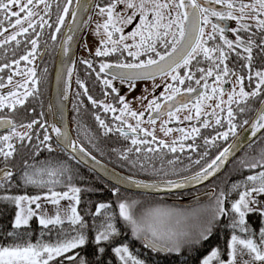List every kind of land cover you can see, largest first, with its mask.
Instances as JSON below:
<instances>
[{
  "label": "snow or ice",
  "instance_id": "obj_1",
  "mask_svg": "<svg viewBox=\"0 0 264 264\" xmlns=\"http://www.w3.org/2000/svg\"><path fill=\"white\" fill-rule=\"evenodd\" d=\"M53 3L58 12L50 22ZM72 5L73 0L62 8L59 0H0V215L10 213L7 225L0 222V264H150L153 255L169 264H264V147L234 161L241 179L223 181L226 188H197L217 178L242 147L264 140V0H75ZM93 6L103 22L93 29L94 52L88 51L105 59L99 71L91 59L81 63L102 87L100 96H93L87 82L77 79L74 139L63 104L70 84L58 91V109L48 104V112L60 116L49 122L40 100L48 69L38 75L35 61L43 55L46 28L56 41L66 27L60 55L67 57L75 32L91 21L88 16L78 22L79 14ZM74 68L75 61L68 67L61 60L57 82L65 70L70 82ZM82 110L91 112L100 137L120 142L108 154L128 175L108 169L79 142L83 135L105 154ZM157 121L164 138L156 134ZM44 151L48 157L38 160ZM186 151L197 154L195 160L188 157L199 166L191 175H182L191 165L174 167L180 162L176 154ZM167 154H173L166 161L170 171L164 166ZM80 166L97 179L103 173L114 181L107 191L115 200L85 199L102 189L79 173ZM139 174L179 178L144 180ZM121 186L143 189L146 197L180 195L196 203L142 207L139 199L122 198ZM202 196L211 203H200ZM136 242L143 252L134 250Z\"/></svg>",
  "mask_w": 264,
  "mask_h": 264
},
{
  "label": "flooded vegetation",
  "instance_id": "obj_2",
  "mask_svg": "<svg viewBox=\"0 0 264 264\" xmlns=\"http://www.w3.org/2000/svg\"><path fill=\"white\" fill-rule=\"evenodd\" d=\"M75 0H73L74 3ZM52 2V0H50V3ZM101 0H96V3H100ZM65 0H59V5L62 8L64 6ZM73 6V5H72ZM98 11V10H96ZM58 9L55 3H53V7H52V21H54L56 19V15H57ZM71 12V9H70ZM47 19V17H46ZM99 22H103V18L98 16ZM68 19H66L65 21V25L67 23ZM49 29H45L44 30V34L41 37V48H40V52L43 53L42 57H38L35 61V65L37 68V73L38 75H43V70L45 67H47L48 69V73L47 75L44 77V79L42 80L41 83V91H42V95L40 97V100L43 101L44 104V108L43 110L46 113V118L49 120V122H52V115L51 112H48V104L50 103V92H51V86H52V80H53V72H54V65H55V57H56V53H57V49L59 47L61 38H62V33L64 31V28L61 29V35L57 36V40L56 41H52L49 38V34H50ZM45 42H47V44H45ZM97 46V38L93 35V33L91 32V29L87 28L83 39L80 42L79 48H78V53H77V60H76V65H75V70H74V74H73V80H72V86H71V92H70V107H69V115H70V125L72 127V131L74 136L77 139V133L75 131L76 125L74 123V121L72 120L73 117V112H72V105L73 103L76 101L77 97L75 96V93L78 91V86H77V79H81V80H85L88 84L89 87V91L90 94H92L93 96H100V89L102 87V85L100 84L99 81H97L95 79V74L93 73L92 75H88V73L91 71L90 69H86V66L83 65L81 63L82 59H91L93 60V67L96 69V71H99V64L101 63L102 59L105 58H94L92 55H90L88 49H91L92 52H94L95 47ZM47 47V51H45V48ZM2 51V50H0ZM9 58H11V53H8ZM2 58V57H0ZM107 60L109 62H112L115 60V57H109L107 58ZM157 82L160 83L161 78L157 77ZM117 85L119 86V82L116 81ZM151 82H149L150 84ZM123 91V90H122ZM161 92H163V87L157 90V95H159ZM141 94H143V88L138 86V89L135 93L136 96H140ZM82 99H84V103L85 105L88 106L89 109H91V105L90 103L86 100V98L81 97ZM227 97H225L226 99ZM32 103L37 107V111H40V107L37 101H32ZM147 113L145 118H147ZM82 116H83V122L93 131L97 134L98 139L102 138L99 136V130L97 129L94 121L92 120L91 117V112L89 111L88 113H84L82 110ZM162 119H166V117H163ZM160 121H157V127H159ZM148 125H145V127H147ZM170 127H175V124L169 125ZM209 130H204V134L207 135ZM96 141V143L98 145H100L101 143L98 141ZM81 140L85 141L83 142V144L85 145V147H87L89 149V151H91L94 155H96L98 158H102L103 156L96 150L94 149L90 144L87 143V140L84 139L83 135L79 136V141L81 142ZM232 140V138H230V140L228 141V143H230ZM119 142H114V144H118ZM197 143H199V140L197 141ZM226 146V144H225ZM102 149V148H101ZM215 149L212 150L213 153H215ZM188 152V151H187ZM191 153V152H190ZM176 155H179L176 154ZM196 155V153H191L190 156H194ZM101 156V157H99ZM187 157H189L187 155ZM207 188H211V187H204L202 189H200V192L206 191ZM197 191H193V193L195 194ZM178 199H183V198H188V196H178L176 197Z\"/></svg>",
  "mask_w": 264,
  "mask_h": 264
},
{
  "label": "trees",
  "instance_id": "obj_3",
  "mask_svg": "<svg viewBox=\"0 0 264 264\" xmlns=\"http://www.w3.org/2000/svg\"><path fill=\"white\" fill-rule=\"evenodd\" d=\"M98 141L101 143L100 145H98V147L102 148L104 150V152H105V154L102 155L103 157L101 159L103 161L107 162L108 164L112 165L113 167L117 168L118 170L129 174L128 171H127V168H122V167L119 166V161H117V159H116V157L114 155H109L108 154L109 149L111 147H119V146H121L120 142L118 144H114V142L112 140H105L104 138H100V139H98ZM83 142H85V141L81 140V143H83ZM260 143H263V144L260 145ZM261 147H264V140H263V142L261 140V141H259V143L253 144V147L251 149L246 148L245 151L242 152V154L239 157L244 156L245 153H248L249 155H255V154H257L258 150ZM48 155L49 154L46 151L41 152L40 156L37 157V159L38 160L46 159L48 157ZM187 155L190 156L191 153L187 152V151L182 153V154L179 153L180 162H178L174 166L175 168H177L179 170V169H183L187 165H191V172H183L182 175H190L192 172H195V171L199 170V166L195 165V164H192V161L188 159ZM99 157H101V156H99ZM191 157H192V160H195L197 158V154L194 155V156H191ZM59 158L60 159H65L66 157H65V155L63 153H61ZM172 158H173V154H167L165 156V158H164L165 170L170 171L171 168L173 167V166L168 165L166 163V161L168 159H172ZM70 163H72V162H70ZM155 163H156L157 168H159L160 167V163H161L160 160L157 159L155 161ZM202 163H203V161H202ZM235 167L236 166H235L234 162H232V165L228 168L229 170H227L228 172L223 174V175H221L219 178H217L213 182L214 186L215 185H220V187H225L226 188L227 184H230L232 182H235V181L241 179L242 177L237 172H235V171H233L231 169V168L234 169ZM79 173L82 174L84 177H86L87 181L90 182L91 185L102 189L99 192H96V193L90 194L87 197H84L85 199H91L93 201H109V202L115 200V197H113L112 194L107 191V188H110L112 186V184L104 181L101 178L97 179L96 175L93 174V173H90L88 171V169L86 167H84V166H80L79 167ZM136 177H140V178H143V179H157V178L158 179H168V178L177 179V178H179V177L171 176V175L168 176V177H164L162 175L160 177H151V176L144 175V174H139ZM223 181H227V184L223 183ZM218 190L219 189H217V191ZM16 191H23V189H19V190H16ZM29 191H32V189H29ZM120 195H121L122 198H133V199H139V200L143 201L144 203H143L142 207L153 206L157 202H161V203H164L166 205H169V204L172 205V202H170V200H169V196H166V197H162V196L146 197V196H144L142 194H137V193L129 192V191L122 190V189H121V194ZM113 207H115V204H113ZM0 216H1L0 222H2L4 225H7L8 221H9L10 213L7 210H5L4 214L0 215ZM250 219L252 221L256 220L255 217H251ZM121 226H123V222L122 221H121ZM36 229H37V226H36L35 223H33V233L34 234H33L32 238H33L34 241H35V239L38 238V234L36 233ZM224 235H225L224 233H221V238H220V242L221 243L223 242ZM215 242L216 241H213V243H215ZM134 250L143 252V249L141 248V245L139 244V242H136L134 244ZM91 251H92V249L89 248L88 249L89 254H91ZM146 255H147V253H146ZM194 259H195V254H193V260ZM153 261L157 262V264H169V261H166L162 256L153 255L152 259L150 260V264H152ZM113 264H115V262H113Z\"/></svg>",
  "mask_w": 264,
  "mask_h": 264
},
{
  "label": "water",
  "instance_id": "obj_4",
  "mask_svg": "<svg viewBox=\"0 0 264 264\" xmlns=\"http://www.w3.org/2000/svg\"><path fill=\"white\" fill-rule=\"evenodd\" d=\"M95 1H96V0H95ZM93 7H94V6H93ZM74 8H75V3H74V5H73V8H72V9H74ZM92 10H93V8H92L89 12L79 14L78 22H79L80 17H82L83 21H87V20H88V16L91 15ZM71 11H72V10H71ZM69 23H71V19H70V17L68 18V22H67V24H69ZM67 24H66V25H67ZM85 28H86V26H83L81 30H78V31L75 32V35H74V41H73V43H72V45H71V51L69 52V54H68L67 57H63V56L60 55V46H59L58 51H57V54H56L55 65H54L53 81H52L51 92H50V103H53V104L55 105V109H58V108H59V101H60V97H58V91H60V92L63 91V89L66 87V82H67V84H70L68 100H67V101H63V104H64V106H65V108H66L65 117H66V119L68 120V126H69L70 129H71V125H70V119H69V106H70V92H71V86H72L73 74H72V77H71L70 82L67 80V75H66V71H67V70H65V74H64L63 78L59 81V83L57 82L56 76H57V73L60 71L61 60H63V61L67 64L68 67H71V62H72V61H76V56H77L78 46H79V43H80V41H81V39H82V37H83V34H84V31H85ZM64 32H66V27H65ZM64 32H63V33H64ZM62 39H63V35H62ZM74 69H75V68H74ZM73 73H74V71H73ZM55 109H54V111H55ZM51 114H52V122L59 121L60 116H59V112H58V111H55V114H53V113L51 112ZM240 133H241V136H242V137L245 135V133L243 132V130H241ZM72 136H73L74 139H76V138L74 137L73 133H72ZM245 148H246V146L242 147V148L240 149V151H238V152L236 153V156H235V157H237V156L239 155V153H240L241 151H243V149H245ZM235 157H230V158H229V162H228V164H229V163H230ZM97 159H98V158H97ZM98 160H100V159H98ZM100 162H101L103 165H105V166H106L108 169H110V170H114V171L120 173L121 175H128V174H126V173H123V172H121V171H119V170H117V169L111 167L110 165L106 164V163L103 162L102 160H100ZM228 164H226L225 167L221 170V172L217 174V177H218L219 175L222 174V172L226 169V167L228 166ZM100 177H101L103 180L109 182V179H108L107 177H104V176H103V173H100ZM136 178H138V179H143V178H139V177H136ZM214 179H215V178H212L210 181L205 182V184L211 182V181L214 180ZM144 180H148V179H144ZM109 183L114 184L115 182H114V181H111V182H109ZM198 187H200V186H197V188H198ZM125 188H126V186H121V189L125 190ZM194 189H195V188H194ZM127 191H129V192H133V193H137V194H142V193L144 192L143 189H135V188H132V189L127 190ZM208 199H209V197H207V196H202L200 202L206 201V200H208ZM177 202H178V201H177ZM180 203H182V204H184V205H194L196 202H195V200H194L193 198H191V199L186 200V201H181Z\"/></svg>",
  "mask_w": 264,
  "mask_h": 264
},
{
  "label": "rangeland",
  "instance_id": "obj_5",
  "mask_svg": "<svg viewBox=\"0 0 264 264\" xmlns=\"http://www.w3.org/2000/svg\"><path fill=\"white\" fill-rule=\"evenodd\" d=\"M96 10H98V9H94L93 10V12H92V14L90 15L91 16V21L89 22V25H88V28L89 29H91V32L93 33V29L95 28V26H96V23L97 22H99V19H98V15H97V12L98 11H96ZM122 90H123V88H122ZM6 91V90H5ZM21 131H24L23 129H21ZM157 136L158 137H160V138H164L163 137V134L159 131V127H157ZM173 135H178V133H173ZM168 139H170V138H168ZM262 142H263V140H262ZM263 143H260V145H262ZM63 203H66V202H63ZM154 206V205H153ZM168 206H171V207H174V208H189V207H179V206H173V205H168ZM0 219H1V216H0ZM36 233L38 234V230L36 229Z\"/></svg>",
  "mask_w": 264,
  "mask_h": 264
}]
</instances>
